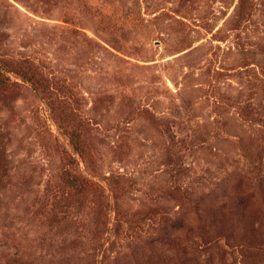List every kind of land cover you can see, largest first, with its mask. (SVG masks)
Returning a JSON list of instances; mask_svg holds the SVG:
<instances>
[{
  "label": "rangeland",
  "instance_id": "374dc122",
  "mask_svg": "<svg viewBox=\"0 0 264 264\" xmlns=\"http://www.w3.org/2000/svg\"><path fill=\"white\" fill-rule=\"evenodd\" d=\"M0 264H264V0H0Z\"/></svg>",
  "mask_w": 264,
  "mask_h": 264
}]
</instances>
